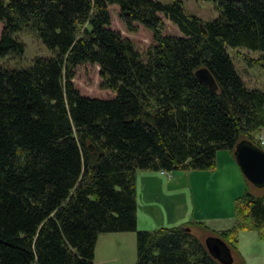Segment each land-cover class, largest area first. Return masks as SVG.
I'll list each match as a JSON object with an SVG mask.
<instances>
[{"label":"trees","instance_id":"16d2710c","mask_svg":"<svg viewBox=\"0 0 264 264\" xmlns=\"http://www.w3.org/2000/svg\"><path fill=\"white\" fill-rule=\"evenodd\" d=\"M205 1L210 22L180 1L0 0V57L23 55L18 34L52 53L0 68V264H94L98 237L125 232L135 264H220L188 225L137 228L139 172L209 171L241 141L260 148L264 92L244 85L226 48L264 61V0ZM112 8L128 35L151 34L144 52L113 28ZM82 66L97 68L102 97L76 87ZM245 182L229 229L194 224L231 254L243 232L264 241V188Z\"/></svg>","mask_w":264,"mask_h":264},{"label":"rangeland","instance_id":"374dc122","mask_svg":"<svg viewBox=\"0 0 264 264\" xmlns=\"http://www.w3.org/2000/svg\"><path fill=\"white\" fill-rule=\"evenodd\" d=\"M10 0H4L8 3ZM162 4H171L180 1L183 4L185 13L195 16L202 21L210 22L218 17V13L214 9L212 3L205 0H153ZM112 26L124 36L130 37L136 47L144 52L152 43L151 34L145 29L140 28L134 35H128L123 29L122 25L117 19V12L114 8L111 9ZM166 32H176L170 25H167ZM17 38L24 44V53L22 56H5L0 57V68L19 69L30 66L32 60L36 57L50 58L52 53L47 50L43 44L36 38L26 34H18ZM226 52L232 60L234 69L244 85L249 90H258L264 92V61L261 59L262 53L254 52L246 48L227 47ZM75 85L84 95L92 97H102L103 94L99 89L100 80L98 77L97 68L91 66H82L76 72ZM223 152V151H220ZM229 152V151H225ZM236 163V160H235ZM237 165V163H236ZM216 166V164H215ZM239 177L242 176L238 165L236 166ZM216 168V167H215ZM215 168L207 172L208 175L201 178L200 171L194 172L192 170H178L169 173L172 179L173 189L172 193L179 198H193L194 204L200 206V201L205 204L207 210L211 213L221 214L226 212L227 200H225L224 191L228 192V196L234 194L237 189V183L234 179V174L229 163L222 158ZM214 171V172H213ZM235 171V170H234ZM235 173V172H234ZM210 174V175H209ZM243 177V176H242ZM169 179V180H170ZM171 181V180H170ZM217 182L220 186H216ZM211 184V185H210ZM222 186V187H221ZM212 193L210 197L208 193ZM214 198V199H212ZM227 199V198H226ZM200 212V210H199ZM244 233V232H243ZM252 233H255L252 231ZM241 234L238 237V245L236 251L232 252V264H248V259L257 258L259 261L264 256V241L251 243L248 241V235ZM102 237L95 247L94 264H135L136 263V237L134 232L102 234ZM112 237V238H108ZM123 237V238H121ZM204 240L209 237L207 233H201ZM106 238V239H103Z\"/></svg>","mask_w":264,"mask_h":264},{"label":"crops","instance_id":"0c3cea01","mask_svg":"<svg viewBox=\"0 0 264 264\" xmlns=\"http://www.w3.org/2000/svg\"><path fill=\"white\" fill-rule=\"evenodd\" d=\"M225 157L227 163H229L232 168L234 179L237 183V189L231 196H228V192L224 191L225 200H227L226 212L223 211L221 214H215V212H213L210 214L201 200H199V206L197 203L196 205L194 204V200L193 198L190 199V195L187 196V198L183 197L179 199L175 194L172 193L171 195L170 189H174L172 188L173 183L170 182H172L174 175L170 179V176L162 174L161 172L142 171L137 175V228L139 230H153L156 228H172L188 225L190 226V231L196 236L201 235L200 229L194 226L196 223H201L213 231L229 229L234 222V201L245 192L246 182L244 177H239L238 173H236L238 172L236 171L237 165L235 163L234 154L231 151L217 152L216 168L214 171H216L217 165L221 159H225ZM195 172L199 171L190 173L196 174ZM199 174L200 175L196 176H200L201 178L205 177L203 175H208L207 172L203 171H200ZM216 186H220V184L217 182ZM204 190V192L208 193L206 188H204ZM208 195L209 196L206 197H210V195L213 196L210 192ZM242 235L244 237L248 235V241L251 243L261 242L257 240L256 233L244 232L241 233V236ZM100 236L98 237L96 248L102 238ZM247 262L248 264H264V256L260 261L257 258H253L248 259Z\"/></svg>","mask_w":264,"mask_h":264},{"label":"water","instance_id":"95a60500","mask_svg":"<svg viewBox=\"0 0 264 264\" xmlns=\"http://www.w3.org/2000/svg\"><path fill=\"white\" fill-rule=\"evenodd\" d=\"M195 75L201 82L216 89L208 70L200 69ZM233 154L244 179L256 188H264V150L244 140L236 145ZM204 244L209 254L220 264L233 263L229 247L220 238L209 236Z\"/></svg>","mask_w":264,"mask_h":264},{"label":"built area","instance_id":"2783aa9c","mask_svg":"<svg viewBox=\"0 0 264 264\" xmlns=\"http://www.w3.org/2000/svg\"><path fill=\"white\" fill-rule=\"evenodd\" d=\"M258 142H259V146L260 148H264V133H261L258 137Z\"/></svg>","mask_w":264,"mask_h":264},{"label":"bare ground","instance_id":"6f19581e","mask_svg":"<svg viewBox=\"0 0 264 264\" xmlns=\"http://www.w3.org/2000/svg\"><path fill=\"white\" fill-rule=\"evenodd\" d=\"M260 130V129H259Z\"/></svg>","mask_w":264,"mask_h":264}]
</instances>
